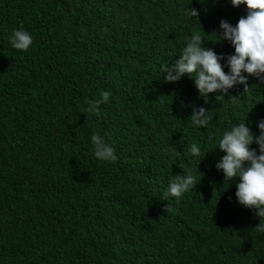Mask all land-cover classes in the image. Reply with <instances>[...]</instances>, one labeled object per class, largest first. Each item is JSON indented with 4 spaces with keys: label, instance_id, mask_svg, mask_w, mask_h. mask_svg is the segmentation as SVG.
I'll return each mask as SVG.
<instances>
[{
    "label": "trees",
    "instance_id": "trees-1",
    "mask_svg": "<svg viewBox=\"0 0 264 264\" xmlns=\"http://www.w3.org/2000/svg\"><path fill=\"white\" fill-rule=\"evenodd\" d=\"M246 11L230 0H0V264H264V218L237 202V180L215 167L224 153L207 143L246 118L258 131L264 81L205 103L192 78L160 72L193 29L215 40L221 19ZM21 26L27 51L8 40ZM205 46L234 53L228 41ZM103 90L99 113H84ZM193 104L212 111L207 127L192 125ZM93 133L115 162L94 157ZM183 168L201 181L161 199Z\"/></svg>",
    "mask_w": 264,
    "mask_h": 264
},
{
    "label": "clouds",
    "instance_id": "clouds-1",
    "mask_svg": "<svg viewBox=\"0 0 264 264\" xmlns=\"http://www.w3.org/2000/svg\"><path fill=\"white\" fill-rule=\"evenodd\" d=\"M230 2L233 7L246 6V15L241 16L235 25L227 19H221L220 30H213L211 33L215 34V40L206 39L204 29H193L179 58L171 66L167 62L160 67L165 82L180 81L185 75L192 78L205 103L209 102V94L217 93L215 100L219 101L237 85H243L247 92L249 76L264 81V0ZM185 14L198 19L200 16L199 10L192 6L186 9ZM8 40L12 48L27 51L32 46L34 37L21 26L11 31ZM205 41H228L234 48V53L218 54L214 48L206 47ZM110 95V90H103L99 98L86 100L84 113L98 114L99 106L107 103ZM189 118L195 128H205L213 115L208 108L193 104ZM246 120L231 125L222 133H210L207 143L214 145L213 150L218 147L224 153L215 167L223 172L224 181L228 185L237 180V202L246 208L255 209L256 215L264 218V117L254 122L258 130L256 132L246 124ZM90 140L95 158L105 162L117 160L114 146L104 136L93 133ZM254 143L258 147H252ZM188 151L194 157L202 155V149L197 143H191ZM199 182L192 170L184 169L182 175L177 174L169 180L167 188L161 193V199L169 201V197H174L179 202L183 194ZM256 228L264 232V222H260Z\"/></svg>",
    "mask_w": 264,
    "mask_h": 264
}]
</instances>
